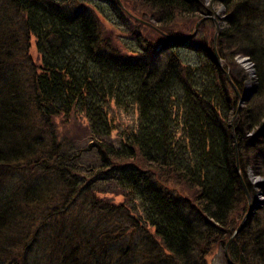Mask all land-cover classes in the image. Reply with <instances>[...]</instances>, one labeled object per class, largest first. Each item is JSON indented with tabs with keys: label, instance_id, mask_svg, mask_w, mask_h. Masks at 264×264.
I'll return each mask as SVG.
<instances>
[{
	"label": "trees",
	"instance_id": "1",
	"mask_svg": "<svg viewBox=\"0 0 264 264\" xmlns=\"http://www.w3.org/2000/svg\"><path fill=\"white\" fill-rule=\"evenodd\" d=\"M131 1L150 11L135 18ZM208 1L0 0V264H206L214 240L231 238L232 212L249 205L242 177L250 191L249 172L264 177V103L253 105L264 98V0ZM219 1L231 7L225 52L194 43L201 28H172L199 16L202 27ZM101 16L127 29V51L103 36ZM238 54L260 83L245 107L227 75ZM117 109L133 117L113 137ZM72 114L87 119L94 160L57 131ZM110 183L138 208L104 197ZM253 216L230 241L237 264H264Z\"/></svg>",
	"mask_w": 264,
	"mask_h": 264
},
{
	"label": "rangeland",
	"instance_id": "2",
	"mask_svg": "<svg viewBox=\"0 0 264 264\" xmlns=\"http://www.w3.org/2000/svg\"><path fill=\"white\" fill-rule=\"evenodd\" d=\"M222 3L221 1H219L218 4L212 5L213 6L211 7L212 13L209 14V15H214L215 18H217V20L219 21V26H220L219 30H217L216 23L212 18H210L206 23H204L205 25L200 27V20H201L200 16L194 17L193 19L192 17L178 18L176 24L172 25V28H174V30L178 29L183 32H187L191 28L193 29V32H194L196 29L198 30L201 28L199 30V33L194 37L195 39L192 41L198 44V42H202L205 40V42L208 43V45L210 44L211 46L213 45L216 48V50H219L220 52L221 51L225 52L226 49H222L223 44H220L221 43L220 33H221V30L224 28V26L227 25L226 18L230 14L231 7L229 8L227 5H224ZM205 4L209 5V1L206 0ZM127 7H128V11L131 12L135 18H139V16H143L144 12L146 14L147 11H150L149 7L137 1H131L127 3ZM134 17L130 19V23L133 27H138L140 31L144 32V34L148 37L155 38L158 36L159 33H157L156 31H153L147 26L139 24L141 21L144 22V20L147 22H150L151 24L153 22H151L150 20H146V19L137 20ZM99 24L102 29L103 36H105L106 38L112 39L114 46H117L121 48L122 50L127 51L126 45L124 44V40H123L124 34L128 32L126 29V26H125L126 32H124L123 26H116L115 24H113L108 19L104 18L103 16H101V21ZM152 25H154V23ZM192 41L189 42L190 45H192L191 43ZM224 46L228 49L229 52L233 51L236 48V45L230 46L229 43L224 44ZM30 51H31L32 56L36 58L37 49H36V45L34 42L30 48ZM183 55H184L183 57L184 61L193 60L194 62L197 59V56L194 57L193 53L191 52V49L189 48L183 50ZM239 55L234 57L235 62L232 63L231 67L229 68V71H227V75L231 79L233 89L239 98V103H238L239 107H245L248 104L249 100L256 97L258 89L260 88V83H259V78L257 76V72L254 66V62L252 61L251 63L253 65L249 66L248 64H245L242 62V59L244 58L243 55L245 54H239ZM219 59L221 61V65L223 66L224 64L223 58L222 59L219 58ZM245 95H247L248 98L242 100L240 103V98L243 99ZM254 102L255 103H253V105L262 104V102L264 103V98L262 100L260 99L254 100ZM113 116H115V113L110 114V117L113 118ZM130 116L132 115L131 114L128 115V113L117 109L116 116H115V122H114L117 125V128L116 129L114 128L113 130V133H112L113 137H116L117 131L120 130L118 125H120L121 127H124L122 123L128 122ZM235 116L236 114H234L231 117L230 123L232 121L234 122ZM55 121H56L55 122L56 128H57V131L60 137L66 140L67 142H71L77 145L80 148V151H83V157L85 159L90 161V160H94L97 157L94 150L87 152V147L91 143V136H90L89 124L85 116L80 115V114H72L68 116H58ZM135 160H136V163H138L140 166L144 168H150L151 170L155 171V167L151 166L146 160H144V158L139 156ZM18 168L20 169V167ZM23 170H26V169H23ZM262 180H264L263 176L254 175V174L250 175V181L254 185H258V183L262 182ZM115 184L117 183H112V184L110 183L108 185L109 191H106L104 193V197L109 198L116 203L124 202L127 204L129 208L137 209L138 207L134 204V201H132L131 203H129V201L127 202V197H126L125 192L123 191V188H120L116 186ZM182 192H184L186 195H193V189H191L190 187L186 185H184V191L182 190ZM248 192H249V195L251 196L252 203L259 200V198H261L262 196L264 198V193L259 189V186H255L254 191L248 190ZM258 194H261V195H258ZM263 206H264V203L260 208L255 210V212L253 213L255 214V216H253V218L251 219L250 225L248 227L250 232H256L258 225L259 224L261 225L264 223V209L262 208ZM248 208H249L248 203L246 204V202H244L242 204V207L232 212L231 221L234 220L236 224L234 230H236L237 227L243 221V218L246 212L248 211ZM131 233L132 232H129L126 235H131ZM231 240H226L225 243L222 242L221 239L214 240V243L211 249L204 255V258H205L204 261L206 262V264H229L226 253L227 252L229 253V244ZM226 249H227V252H226Z\"/></svg>",
	"mask_w": 264,
	"mask_h": 264
},
{
	"label": "water",
	"instance_id": "3",
	"mask_svg": "<svg viewBox=\"0 0 264 264\" xmlns=\"http://www.w3.org/2000/svg\"><path fill=\"white\" fill-rule=\"evenodd\" d=\"M208 17L212 18L215 23H216V27H217V30H219L220 26H219V21L217 20V18H215L214 15H207ZM197 28V27H196ZM197 30V29H196ZM196 30L193 32V34L196 32ZM248 98L247 95H245V97L242 99L240 98V103L242 100ZM233 122V121H232ZM230 123L231 125V128H232V133H233V137H234V141H235V144L237 145V141H236V138H235V134H234V128H233V123ZM237 156H238V152H237ZM237 170L240 171V165H239V162H238V159H237ZM242 182H243V185L245 187V191L247 193V196H248V199H249V208H248V211L246 212L244 218H243V221L241 222V224L237 227V229L235 230V232L233 233V235L231 236V238L229 240H231L233 238V236L243 227V224L245 223V220L250 216L252 215L255 210H257L258 208H260L263 203H264V200H257L255 201L254 203H252L251 201V196L249 195V192H248V187H247V184H246V181L244 180V178L242 177ZM226 252H227V249H226ZM230 254L227 252L226 253V256L228 258V261L230 264H237L235 262H233V260L230 258L231 256H229Z\"/></svg>",
	"mask_w": 264,
	"mask_h": 264
},
{
	"label": "built area",
	"instance_id": "4",
	"mask_svg": "<svg viewBox=\"0 0 264 264\" xmlns=\"http://www.w3.org/2000/svg\"><path fill=\"white\" fill-rule=\"evenodd\" d=\"M242 61H244V62L246 61V62H245L246 64H248L249 66H252L251 61H249V60H245V57L242 59Z\"/></svg>",
	"mask_w": 264,
	"mask_h": 264
}]
</instances>
